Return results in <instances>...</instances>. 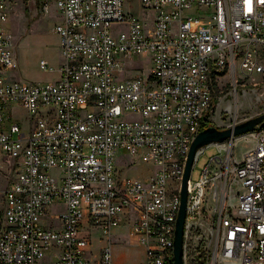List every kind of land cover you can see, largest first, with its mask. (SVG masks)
Instances as JSON below:
<instances>
[{"label":"built area","instance_id":"built-area-1","mask_svg":"<svg viewBox=\"0 0 264 264\" xmlns=\"http://www.w3.org/2000/svg\"><path fill=\"white\" fill-rule=\"evenodd\" d=\"M26 1L60 16V79L46 85L6 75L16 64L5 25ZM132 1L0 0V159L15 170L3 192L0 264H40L46 253L45 264H94V230L106 239L99 264H118L112 229L125 212L146 248L142 264H174L183 176L213 81L264 76V0H138L154 12L145 22ZM147 56V77L128 66ZM22 110L26 130L4 126ZM211 145L220 154L188 181L183 264H264V125L241 160L232 139ZM119 152L128 167L151 165L150 175L122 178Z\"/></svg>","mask_w":264,"mask_h":264},{"label":"rangeland","instance_id":"rangeland-1","mask_svg":"<svg viewBox=\"0 0 264 264\" xmlns=\"http://www.w3.org/2000/svg\"><path fill=\"white\" fill-rule=\"evenodd\" d=\"M134 6L132 15L141 22L152 21L154 12L149 11L146 15L138 0H133ZM37 5L30 1L18 5L11 13L6 23L7 31L13 36V54L15 57L16 68L9 71L6 75L10 79H18L24 83H34L46 85L60 79L58 69L60 67V37L54 31L56 25L55 10L52 9L50 15H43L36 8ZM131 5L125 3V11L128 12ZM191 14L192 10L186 11ZM118 33L123 31L126 26L118 25ZM150 56L146 58L134 59L128 66L135 68L140 65L142 70L139 73L145 77L151 72L149 63ZM41 61H46L53 72L44 71L41 68ZM212 99L217 103L205 118L209 126L218 129H227L236 124L243 123L251 118L264 114V76H254L249 79H235L232 74L224 73L216 82L212 93ZM92 108L91 111H93ZM19 123L26 130L29 127V120L26 112L15 114L12 121H7L4 125L8 127L11 123ZM208 126V127H209ZM252 133H247L235 138L233 155L241 160L244 153L252 144ZM218 148L213 145L206 146L200 155L190 175L192 182L200 180L205 167L211 159L219 155ZM225 155V152L223 153ZM129 158L121 152L115 158L117 174L122 178H132L144 181L150 175L152 166L143 163L138 158L133 159L134 165L128 167ZM57 175L56 171L52 172ZM15 178L14 163L11 159H0V219L4 216V190H6ZM46 223V222H45ZM129 216L125 212L121 216L120 226L112 229L113 236V257L118 264H142L146 260V248L136 244L129 235ZM106 239L103 233L98 230L92 232L91 245L88 250L92 253V263L99 264L100 252ZM47 258L45 254L44 260ZM40 262L45 264L46 262ZM46 261V260H45Z\"/></svg>","mask_w":264,"mask_h":264},{"label":"water","instance_id":"water-1","mask_svg":"<svg viewBox=\"0 0 264 264\" xmlns=\"http://www.w3.org/2000/svg\"><path fill=\"white\" fill-rule=\"evenodd\" d=\"M259 125H264V114L251 118L243 123L236 124L233 127L227 129H218L214 126H209L201 130L192 142L185 167V173L183 176L181 190V205L176 221L174 241V264H183L182 245L188 197V181L198 150L213 143H222L232 138L253 132Z\"/></svg>","mask_w":264,"mask_h":264},{"label":"trees","instance_id":"trees-1","mask_svg":"<svg viewBox=\"0 0 264 264\" xmlns=\"http://www.w3.org/2000/svg\"><path fill=\"white\" fill-rule=\"evenodd\" d=\"M222 75H223V74H221V76H222ZM221 76H220V77H221ZM220 77H219V78H220ZM219 78H215V79H214V81H213V85H214V87L216 86V82H217V80H218ZM213 89H214V88H213ZM216 103H217V101L214 100V99H212V103H211V108H212V109L215 107ZM206 116H207V115H206ZM208 126H209L208 122H207L206 120H204L203 125H202V129H205V128H207Z\"/></svg>","mask_w":264,"mask_h":264},{"label":"crops","instance_id":"crops-1","mask_svg":"<svg viewBox=\"0 0 264 264\" xmlns=\"http://www.w3.org/2000/svg\"><path fill=\"white\" fill-rule=\"evenodd\" d=\"M54 9V8H53ZM55 10V15H56V19H57V21L56 22H58L59 21V19H60V16L58 15V13L56 12V9H54Z\"/></svg>","mask_w":264,"mask_h":264}]
</instances>
